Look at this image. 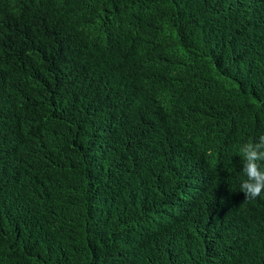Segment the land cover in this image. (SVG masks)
I'll return each mask as SVG.
<instances>
[{"label": "trees", "instance_id": "1", "mask_svg": "<svg viewBox=\"0 0 264 264\" xmlns=\"http://www.w3.org/2000/svg\"><path fill=\"white\" fill-rule=\"evenodd\" d=\"M264 0H0V264H264Z\"/></svg>", "mask_w": 264, "mask_h": 264}, {"label": "clouds", "instance_id": "2", "mask_svg": "<svg viewBox=\"0 0 264 264\" xmlns=\"http://www.w3.org/2000/svg\"><path fill=\"white\" fill-rule=\"evenodd\" d=\"M244 160L243 173L246 179L240 185L245 201L255 200L264 194V136L259 142L249 141L238 146Z\"/></svg>", "mask_w": 264, "mask_h": 264}]
</instances>
